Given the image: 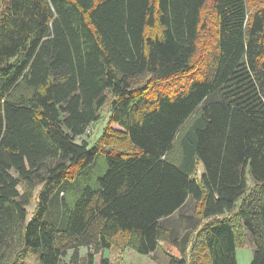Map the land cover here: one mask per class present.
I'll return each mask as SVG.
<instances>
[{
  "label": "trees",
  "instance_id": "1",
  "mask_svg": "<svg viewBox=\"0 0 264 264\" xmlns=\"http://www.w3.org/2000/svg\"><path fill=\"white\" fill-rule=\"evenodd\" d=\"M163 243L264 264V0H0V264Z\"/></svg>",
  "mask_w": 264,
  "mask_h": 264
},
{
  "label": "rangeland",
  "instance_id": "2",
  "mask_svg": "<svg viewBox=\"0 0 264 264\" xmlns=\"http://www.w3.org/2000/svg\"><path fill=\"white\" fill-rule=\"evenodd\" d=\"M107 110H108V107L103 108L101 112L100 121L96 124L89 126V128L85 131L84 136L81 137L80 139H77L76 141L77 143H80L81 139H84L87 143L93 144L100 138L103 130L106 127L105 125L108 122V111ZM108 131L109 133L116 131V133L122 134V132L119 131L117 126H111V128H109ZM114 146L118 148L128 149V150L131 149L129 145L126 146L124 143L117 141V140H115ZM198 170L200 171V168H198ZM18 190L21 193L23 192L24 187L22 184L18 187ZM32 210H33V205L30 204V206L28 207L29 213H31ZM194 210H195V204L191 202V200H188V202L185 204V206H183L181 210L176 212L171 217L163 220L162 225L168 230H175V231L178 230V232L180 233V236H182L183 234H185V223H187L186 219L188 220L189 217L194 218ZM160 251H166V252L168 251V253L174 254V255L178 254L177 250L173 249L167 243H163V245L160 247ZM85 253H86L85 249L81 248L79 250V254L81 257V261L79 262V264H84ZM71 254L72 252L68 251L67 256L61 259L60 264H69V258ZM252 257H253V247L250 243L236 250L237 264H250ZM100 258L107 259L110 264H149L150 263V259L147 258L146 256L139 255L131 248H124V247L120 249L113 248L111 251L104 250L100 252V254L95 257L94 264H99ZM38 260H39V251L31 250L26 255L24 259V263L25 264H38Z\"/></svg>",
  "mask_w": 264,
  "mask_h": 264
},
{
  "label": "crops",
  "instance_id": "3",
  "mask_svg": "<svg viewBox=\"0 0 264 264\" xmlns=\"http://www.w3.org/2000/svg\"><path fill=\"white\" fill-rule=\"evenodd\" d=\"M162 245L163 244L159 245V247H158V249L156 250L155 253H150L149 255H146V257L150 259V263L149 264H166L167 263L168 255L166 253H168V251L167 252L166 251H160V247ZM111 250L112 249H110V251ZM175 256H177V254ZM94 262H95V260H94Z\"/></svg>",
  "mask_w": 264,
  "mask_h": 264
}]
</instances>
